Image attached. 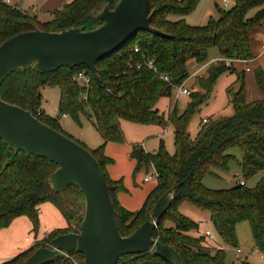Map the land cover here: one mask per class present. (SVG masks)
Returning a JSON list of instances; mask_svg holds the SVG:
<instances>
[{"label":"trees","instance_id":"trees-1","mask_svg":"<svg viewBox=\"0 0 264 264\" xmlns=\"http://www.w3.org/2000/svg\"><path fill=\"white\" fill-rule=\"evenodd\" d=\"M118 0H74L50 12L52 19L41 21L16 6L0 1V45L16 35L41 30L61 33L81 28L92 31L103 22L97 15L109 4L114 9ZM199 0H150L154 12L151 26L170 37L142 31L119 51L97 63L102 84L99 85L86 66L61 67L52 73L41 74L32 66L25 72H13L0 86V98L29 111L45 125L66 135L57 119L45 115L41 109L42 90L58 87L61 92L60 112L78 118L85 114L102 137L104 144L95 150L88 149L99 162L107 179L115 205L123 237L130 236L145 222L154 220V207L158 200L175 190V200L162 217L153 237L163 245L173 247L181 256L182 264H228L226 252L214 249L204 236L190 235L199 230V224L180 212L183 203L208 211L211 221L229 247L238 246L237 227L250 225L256 248L264 256V178L253 187L246 181L264 171V99L246 101L244 85L238 92L229 90L234 115L204 124L195 139L189 133L192 117L212 96L217 77L234 72L227 62L254 59L252 47L254 33L264 25V0H235L231 8L220 10L217 20L203 27L187 25L185 17L197 6ZM258 9L253 17L249 13ZM176 16L180 19L171 20ZM140 53H134L135 47ZM217 48L222 56L196 84L202 92H191L190 102L183 114L177 106L168 119L157 108L163 97H169L175 87L183 86L190 77V65L205 64L208 51ZM154 60V69L136 62ZM87 71L92 77L88 88L81 87L75 77ZM170 78V82L165 77ZM256 82L264 94V70L256 72ZM39 112H41L39 114ZM122 121L136 124L172 123L175 128L176 153L170 155L162 145L156 154L146 153L141 146H134L131 154L137 164L134 173L144 167L154 166L158 178L157 187L149 194L138 212H129L120 206L117 194L124 191L121 181H113L106 166L113 160L105 156L109 142L123 143ZM239 148L242 159L238 162L245 185L239 183L229 189L213 190L204 185L207 176L218 177L217 171L228 172L236 157L230 153ZM59 166L47 158L29 156L15 151L0 139V232L19 217H28L35 234L39 232L40 207L51 203L58 208L68 222L66 230H55L32 248L3 264H24L38 249L51 248L53 240L73 233L80 228L84 216L85 197L76 185L65 191L55 192L48 178ZM172 223L171 227L166 224ZM60 254L49 264H84V256L78 252ZM117 264H170L157 256L155 250L142 254L126 255ZM246 264V263H243Z\"/></svg>","mask_w":264,"mask_h":264},{"label":"water","instance_id":"water-1","mask_svg":"<svg viewBox=\"0 0 264 264\" xmlns=\"http://www.w3.org/2000/svg\"><path fill=\"white\" fill-rule=\"evenodd\" d=\"M150 0H118L97 15L103 24L95 30L81 28L61 33L34 30L14 36L0 45V86L13 72L33 70L52 73L61 67L86 66L96 82L102 81L97 63L108 58L140 32L170 37L151 26ZM0 139L15 151L44 157L59 166L48 178L55 192L76 185L82 191L85 216L80 228L53 240V249H38L24 264H49L61 253L78 252L84 264H117L126 255L155 254L170 264H182L180 254L153 237L162 217L175 200L172 188L154 207V220L123 237L109 185L94 155L68 136L45 125L29 111L0 98Z\"/></svg>","mask_w":264,"mask_h":264},{"label":"rangeland","instance_id":"rangeland-1","mask_svg":"<svg viewBox=\"0 0 264 264\" xmlns=\"http://www.w3.org/2000/svg\"><path fill=\"white\" fill-rule=\"evenodd\" d=\"M12 1L13 4H17V7L25 12L30 11L29 9H31L33 4L32 0ZM234 3L235 0H230L229 4H226L224 0H199L195 9L184 19L189 26L203 27L208 25L211 20H217L220 16L219 11L231 8ZM257 11L258 9L252 10L249 13V17H253ZM44 18L45 20L49 19V16H45ZM179 19L180 18L176 16L171 17V20L173 21H177ZM253 37L255 40L252 47L254 59L249 61H234V72H225L217 77L210 100L208 103L203 104L199 111L191 119L189 133L192 139H195L200 132L203 126V119L207 118L210 122H215L221 118H229L234 115V108L229 97V90L231 88L238 92L241 86L244 85L246 101L249 103L264 99V94L259 89L256 82V72L259 69L264 70V25L255 31ZM221 60L222 56L217 48L209 49L208 58L204 65L197 64L195 62L190 65V77L183 85L184 88L191 92H202L199 85L196 84V80L198 77L205 76L207 72L213 66L218 65ZM231 66L232 65L229 67ZM261 96H263V98L260 99ZM60 97L61 92L58 87H45L42 90L43 99L41 109L44 111L45 115L57 119V122L63 129L64 133L83 144L85 147H87L84 144L86 142L92 143L93 145L100 141L101 136L87 115L80 114L78 118L69 115L68 119H64L63 117L58 119L61 115ZM189 102V96L179 94L178 90L174 88L171 96L163 97L159 100L157 108L160 115L168 119L170 112L175 106H177L178 113L181 115L185 112ZM121 127L124 134V142L120 143V146H124L125 148L131 146V154L134 150V146H141L146 153L153 154L158 152L162 145L170 155H174L176 153L175 128L172 123L142 125L129 121H122ZM98 147H100V145L97 146V148ZM230 153L236 157V161H233L230 164V170L228 172L217 171L218 177L207 176L204 179V185L206 187L213 190H224L236 186L240 181H246L238 164V162L242 159L240 149L233 148ZM129 160L131 161L128 166L131 171L128 170L129 172L127 173L125 166L121 167L119 173L122 175L118 181H121L126 189H128L126 184L129 183L131 184L132 189L136 188L138 192L145 195V193H148L147 191H150V189H152L158 181L153 180L145 182L144 180L146 177H150L152 174H155L156 171L152 166L149 168L144 167L135 175L134 167H136L137 162L133 166V169H131V163L134 164V162L132 161V157ZM263 178L264 171H261L259 174L246 181L247 187H255ZM180 212H182V214L185 212L183 215L198 223L202 233L209 228L212 233L216 234V237H218V233H215L214 231L213 224L208 222L210 220V214L208 211L194 207L189 203H183L180 206ZM166 226H171V223L168 222ZM237 234L238 246L229 247L222 244L224 247L222 249L226 252L227 263L264 264V257L262 255L253 254V252H256V246L250 225L248 223L241 224ZM211 247L219 249V246H212V244ZM53 248L54 246L52 249ZM238 248L242 249L244 254L237 255L236 251Z\"/></svg>","mask_w":264,"mask_h":264},{"label":"crops","instance_id":"crops-1","mask_svg":"<svg viewBox=\"0 0 264 264\" xmlns=\"http://www.w3.org/2000/svg\"><path fill=\"white\" fill-rule=\"evenodd\" d=\"M10 1H11V5L17 7V4H13L12 0ZM73 1L74 0H32L33 2L32 7L31 9H29L30 11L27 12L31 15H36L41 21H48L52 19L50 12H52L55 9L61 8L65 4L71 3ZM45 16H49V19L45 20L44 18ZM261 98H263V96H261L260 99ZM63 118L68 119L69 116L67 115V117H63ZM84 144L91 150H95L97 149V146L99 145L101 146V144H104V141L101 137L100 141H98L93 145L92 143H88V142ZM131 151H132L131 146L125 148L124 146H120V143L109 142L105 145V156L113 160L112 164L106 166V171L109 177L113 181H118V179L122 175L119 173L121 167L125 166L127 173L129 172L128 170L130 169L128 164L131 161L129 160L131 159V155H130ZM132 161L134 162V164L131 163L132 165L130 166L131 169H133V166L136 164V160L134 161L132 159ZM157 185L158 182L154 185L152 189H150V191H147L148 193L142 195L140 192H138L136 188L132 189L131 184L127 183L126 186L128 189L124 187L125 188L124 191L119 192L117 194V200L120 206L123 207L125 210L129 212H138L143 207L149 194L157 187ZM39 220H40V226H39L38 234H35L33 231L32 221L25 216L15 219L9 227L3 229L0 232V264H3L4 262L11 260L16 256H18L19 254L29 250L38 241H42L43 239H45L51 232L55 230H66L69 227L68 222L63 217L61 212L58 210L56 206H54L51 203H45L40 207ZM208 222L213 224L211 221V214H210V220ZM240 226L241 224L238 225L237 227V233L239 231ZM206 231H211V230L207 228L202 233L199 225V230L191 232L190 235L194 237H200V236H204ZM214 231L215 233H217L215 227H214ZM212 234L215 236V240L214 241L208 240L209 242L208 244L210 246L212 244V246L214 245V246H219V248H224L222 244L223 245L226 244L222 241L220 236L218 235V237H216V234L214 233Z\"/></svg>","mask_w":264,"mask_h":264},{"label":"built area","instance_id":"built-area-1","mask_svg":"<svg viewBox=\"0 0 264 264\" xmlns=\"http://www.w3.org/2000/svg\"><path fill=\"white\" fill-rule=\"evenodd\" d=\"M0 1H3V2L6 3V4L11 5V1H10V0H0ZM224 2H225L226 4H229V3H230V0H224ZM263 49H264V43H263ZM134 53H140V49H139V47H137V46L135 47V49H134ZM227 65L230 66V65H232V64H231L230 62H227ZM143 66L149 67L150 69H154V68H155L154 60H144L143 62H140V61L136 62V68H137V69L140 70L141 68H143ZM164 79H165L166 81H168V82L171 81L170 78L167 77V76H166ZM75 81H76L81 87H86V88H88V87L90 86V84H91L92 77L88 74L87 71H83V72L79 73V74L75 77ZM175 88H176V90H178L179 94H181V95H184V96H190V94H191V91H189L188 89L184 88V86H179V87H175ZM40 113H41V112H39V114H40ZM62 117H67V115H64V116H62ZM202 123H204V124L208 123V119H207V118L203 119V120H202ZM153 154H156V152L153 153ZM152 167L155 169V167H154L153 165H152ZM155 171H156V170H155ZM158 178H159V176H158L157 171H156L155 174H152L150 177H146V178H145V182H149V181H153V180H157V181H158ZM239 184H240L241 186H244V185H245V181H240ZM205 236H206L209 240H211V241H214V240H215V236L212 234L211 231H206V232H205ZM61 254H64V255L68 256L66 252H63V253H61ZM236 254H237V255H242V254H244V253H243L242 249L238 248L237 251H236ZM253 254H260V255H262L261 252H260L257 248H256V252H253ZM262 256H263V255H262ZM263 257H264V256H263ZM76 264H77V263H76Z\"/></svg>","mask_w":264,"mask_h":264}]
</instances>
